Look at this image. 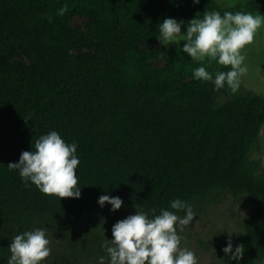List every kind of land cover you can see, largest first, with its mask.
Wrapping results in <instances>:
<instances>
[{
    "label": "trees",
    "instance_id": "obj_1",
    "mask_svg": "<svg viewBox=\"0 0 264 264\" xmlns=\"http://www.w3.org/2000/svg\"><path fill=\"white\" fill-rule=\"evenodd\" d=\"M264 12V0L221 7L216 0H0V48L24 50L30 68L0 66V264L11 239L25 230L57 226L73 257L106 255L112 225L137 208H169L175 198L203 213L230 196L245 203L239 264L264 260V165L252 158L264 125V95L215 89L192 70L201 61L170 45L171 66L155 70L137 48L159 41L166 17L185 21L204 11ZM89 14L87 31L71 23ZM85 45L91 54L74 52ZM230 66L212 61L207 70ZM50 130L76 142L79 198L26 187L17 169L24 150ZM124 203L100 207L102 194ZM171 210V209H170ZM175 211V210H173ZM181 215L183 213L181 212ZM110 227L100 233L102 219ZM219 247V264H237Z\"/></svg>",
    "mask_w": 264,
    "mask_h": 264
},
{
    "label": "clouds",
    "instance_id": "obj_2",
    "mask_svg": "<svg viewBox=\"0 0 264 264\" xmlns=\"http://www.w3.org/2000/svg\"><path fill=\"white\" fill-rule=\"evenodd\" d=\"M199 2L193 0L195 4ZM182 26L186 29L184 32ZM262 26L264 14L260 12L224 11L221 14L218 10H205L202 18L195 16L187 21L164 18L157 38L164 46L171 43L179 46L185 41L182 51L196 61L205 62L192 70L193 77L211 81L217 90L227 86L235 93L242 76L248 72L242 50L253 42ZM212 61L230 67L213 75L207 70ZM77 147L76 142H66L58 131L50 130L35 140V150L22 151L19 160L9 162L8 167L19 171L26 187L30 186V181L43 193L79 198ZM106 202L111 205L110 211L120 209L124 203L120 196L106 193L97 199L100 207ZM136 209L134 214L112 225V238H106L101 245L106 255L97 258L98 264H199L196 252L181 246L182 233L196 215L190 203L177 197L169 208H161L159 214L155 208ZM8 249L11 255L7 264H43L51 252L46 228L16 234ZM222 251L239 264L245 249L243 244H236L234 248L229 238ZM260 264H264V260Z\"/></svg>",
    "mask_w": 264,
    "mask_h": 264
},
{
    "label": "rangeland",
    "instance_id": "obj_3",
    "mask_svg": "<svg viewBox=\"0 0 264 264\" xmlns=\"http://www.w3.org/2000/svg\"><path fill=\"white\" fill-rule=\"evenodd\" d=\"M221 7L233 6L237 3H244L248 0H216ZM264 14V12H260ZM255 14V13H254ZM72 24L87 31L94 19L89 14L74 12L70 18ZM186 29L182 26L181 31ZM185 41L170 45L182 48ZM164 46L159 41L141 40L137 48L146 55L147 62L155 70H161L171 66L169 54H162L170 46ZM93 47L85 45L74 52L77 56L91 54ZM246 56L245 63L248 65V72L241 78V82L246 89H250L258 94L264 95V26L256 33L251 44L242 50ZM14 64L20 69L30 68L28 56L24 50L0 48V66ZM252 158L260 161L264 165V125L261 127L259 135V149L254 151ZM245 203L242 200L233 199L230 196L222 198L217 203L211 205L203 213L195 215L190 225L186 226L182 233V247H187L196 252L199 264H219V245L226 244V241L234 239L240 231L242 216L245 212ZM103 225L97 224L100 233L110 227L107 219H102ZM47 235L50 240L51 252L45 258L43 264H98V257L91 253L81 252L75 257L71 254V248L67 241L66 234L57 226L47 227ZM100 256V254L97 253Z\"/></svg>",
    "mask_w": 264,
    "mask_h": 264
}]
</instances>
